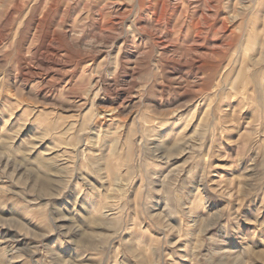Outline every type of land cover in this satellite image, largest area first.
Instances as JSON below:
<instances>
[{"label":"rangeland","instance_id":"1","mask_svg":"<svg viewBox=\"0 0 264 264\" xmlns=\"http://www.w3.org/2000/svg\"><path fill=\"white\" fill-rule=\"evenodd\" d=\"M0 264H264V0H0Z\"/></svg>","mask_w":264,"mask_h":264},{"label":"bare ground","instance_id":"2","mask_svg":"<svg viewBox=\"0 0 264 264\" xmlns=\"http://www.w3.org/2000/svg\"><path fill=\"white\" fill-rule=\"evenodd\" d=\"M107 112V111H106ZM110 113V112H109Z\"/></svg>","mask_w":264,"mask_h":264}]
</instances>
